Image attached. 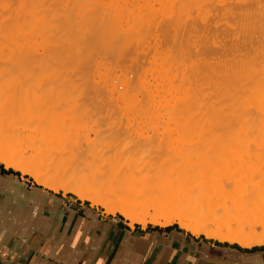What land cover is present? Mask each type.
<instances>
[{
    "label": "bare ground",
    "instance_id": "obj_1",
    "mask_svg": "<svg viewBox=\"0 0 264 264\" xmlns=\"http://www.w3.org/2000/svg\"><path fill=\"white\" fill-rule=\"evenodd\" d=\"M66 12L80 14L79 22L75 18L76 22L64 24L63 19L69 15H64ZM50 13L58 15L48 17ZM157 13L159 21L154 19ZM127 14L134 19L130 21ZM122 16L128 19L127 34L119 25ZM55 17L52 22L50 19ZM124 21L127 20L122 24ZM152 30L158 32L156 35L171 52L169 57L165 55L168 49H159L165 55L159 65L162 80L173 77L177 81L176 72L172 77L170 72L180 69L179 88L183 90L179 89L177 98L178 88L174 91L177 85L171 79L175 96L170 88L168 96L173 95L174 101L166 115H170L167 123L171 120L183 139L190 138L189 158L169 162L143 156V152L129 155L121 142L102 151L97 150L101 148L99 144L91 147L90 143L80 149L74 122L64 120L63 115L50 125V132H34L35 128L29 135L33 141L55 143H50L55 152L49 157L38 158L36 149L27 156L26 150L19 149L18 140L12 138L32 114L33 98L27 81L34 73L36 58L43 56L48 64L64 62L69 66L66 72L75 76L73 80L82 78L86 82L82 84L89 88L94 84L93 75L90 77L94 64L102 63V58L106 57L104 63L110 60L114 67L119 63L125 67L129 59L135 60L132 63L142 59L147 53L142 54L147 36L154 34ZM173 31L178 36L174 37ZM119 39L123 41L120 46ZM152 43L159 45L157 41ZM151 44L147 51L153 48ZM39 45L41 56L36 55ZM99 54L105 55L98 57L100 61L96 57ZM84 65L92 68L90 73L83 74ZM102 66L96 64L98 77L108 79L109 75H103L108 74V68L105 72L106 66ZM99 68H104L103 73ZM82 74H88L87 81L92 83L87 84V76ZM122 77L126 79L118 87L130 75ZM134 78L132 82L139 86L129 78L126 86L130 83L135 85L133 91L143 90L140 95L144 94V101L139 104L144 102L142 106L151 110L155 102L151 105L149 96L153 94L148 95L140 77V83ZM114 79L109 77V81ZM103 81L97 83H104L101 88L105 89L108 83ZM100 84L92 85L95 89L89 92L98 91ZM130 87L123 93H130ZM132 92L133 96L135 91ZM78 100L71 97L66 105L74 107ZM165 100L163 104L168 105ZM167 100L172 102L171 98ZM0 163L54 193H71L102 206L107 214L118 213L130 226L167 227L176 223L195 237L246 249L264 245V0H0ZM135 185L145 188L147 194L133 192ZM210 190L240 202L228 201V206L223 202L213 207L198 204L199 197Z\"/></svg>",
    "mask_w": 264,
    "mask_h": 264
},
{
    "label": "rangeland",
    "instance_id": "obj_2",
    "mask_svg": "<svg viewBox=\"0 0 264 264\" xmlns=\"http://www.w3.org/2000/svg\"><path fill=\"white\" fill-rule=\"evenodd\" d=\"M107 2L109 4L112 3L111 1H110L111 3L109 1H107ZM107 2L104 1V3H106V4H107ZM130 2H132V1H129L127 3L132 4ZM60 13H62V12H59L58 14H60ZM134 13L135 12H133L132 14H134ZM55 14L58 15L57 13H54L52 16V14L50 13V14H48V17L50 15L53 18ZM65 14H69V15H66V17L63 19L64 24L67 22H71V21L73 22L75 20V18H76V21L79 22L80 18H77V17H79L80 14H78L77 12L75 13V16L73 14H70L67 12L64 13V15ZM132 14L130 13L131 16H132ZM136 14H138V13L136 12ZM159 14L157 13L156 18H154V17L153 18L158 20V21L161 20V17ZM127 16H128V14H127ZM154 16H155V14H154ZM57 17L62 18L63 16L62 17L57 16ZM57 17H55L54 20L52 18L50 20L53 22L56 20ZM83 17L85 18V16H83ZM122 17H123V20L125 19L127 21H124V24H125L124 25V24H122L123 20H119V23L121 21V24H119V25L122 26V29L124 27V29L122 31H123V33L127 34L128 19L126 16H122ZM128 17L131 18V19H129L131 21L134 19L133 17H135V16H133V17L128 16ZM158 17H159V19H158ZM82 19L83 18H81V20ZM85 19H83L82 21H84ZM76 21H74V22H76ZM54 23H57V22H54ZM152 32H154V34L152 33V35H150L151 34V32H150L149 36L150 37L152 36V37L150 38L147 36V39L145 42V44H146L145 49L142 52L143 55H144V53L147 52L146 55L144 57L142 56V59L140 57L141 60L140 59L137 60L136 63L135 62L132 63V61H135L134 59L133 60L129 59V62L125 65V67H123V66L120 67L121 63H119L120 66L116 64L114 67V65L112 66L113 63H111L110 60H109L110 62L106 60L104 63L103 59H107L105 57V55H102V57H105V58H102L100 56L101 54L96 56L97 58L100 56L102 58V60L99 58L97 59L95 57V60L93 63H96V59L99 61L101 60L102 63H96V64H99L100 66L103 65L104 67L106 66L105 70H104L105 72H106L107 68L110 69L109 71L107 69L108 74H106V73L103 74V75H109L108 79L106 78L107 76L102 77V75H100V77H98L99 75L97 74L96 71H98V73H99V70L95 69L96 64H94L93 69L91 68L93 66V65L91 66V63H88V65H90L91 67L90 66L85 67V65L83 66L86 69V70L83 69V74H85L84 72L90 73L91 71L89 72V68H90V70L92 69L93 74L91 73V75L90 74L89 75H90V77H92V75H93L94 84L97 82H100V80H101V82H102V80H104V81L106 80L105 83H108L107 85L106 84L104 85V87L107 86L105 89L101 88V86H103L104 83L103 84L97 83L94 85L92 82L87 81L88 79L90 81V77L88 76V74H86L87 79L85 81H87V84L92 83L91 86L94 85L95 87H96V85H97V87H99V84H100V88L102 89L101 90L99 88L100 92H99L98 88H96V90L98 89V91H96V92H94V90H92V91L90 90V92H89V89H91L93 87L88 85L90 87L86 88L87 86L84 85L86 82H84V80L82 78H81L82 81H81V79L73 80L75 78V76L72 75V77H71V73L68 74L66 72L67 71L66 68H69V66L67 67L64 62L56 60V61H52L48 64L49 61L47 60L48 62H46V60L43 58V56L41 59L36 58L35 65H33V67L35 69L34 73H33L32 77L29 79V81H27V84H29V86L31 85L30 86L31 87V96L33 98V99L29 98V100L31 99L30 101L32 102V103L31 102L30 103L33 104V108L31 109L32 114H31L30 119H28V121L26 122V124L18 126L19 130L17 131V133H15L13 135L14 138H12V140H18L19 149L26 150V151H24V153L27 156L31 155L30 151L36 149L37 150L36 153H37L38 158L49 157L52 153L55 152V150H54L55 148L52 147L53 145H50V143H54V142H38V141H33L31 139H28V138H29V135H31V132L35 128H36V130H34V132L35 131L38 132V130H40L41 133L50 132L51 127H52L50 125H52V124L54 125L55 122H59L61 115H63L64 120H67V121L71 120L72 123L74 122L73 125L75 126V129H77V131H78L77 133L79 135V141L80 142L78 143L79 144L78 146L82 147L80 149H84V146L87 147L88 143H90L91 145L89 144L88 146H91V147H95L99 144V146L101 148H97V150L102 151V149H104L107 146H111L114 143L121 142L122 144L125 145L126 150H127V154H129V155L134 154L136 152H140V153L143 152V156L149 155L150 157L151 156L155 157L156 159H158L160 161L161 160H167L169 162L174 161V159L186 160L187 158H189V151H190L189 147H191L189 144L190 138L184 137V139H183V137L181 135V130L179 128H176L173 125V123L171 124L170 123L171 120L168 121L169 123H167V119L170 115H168V114L166 115V113L169 112L168 110H170L171 107L173 106L174 99L172 98V96L174 95V92H173L172 88H175V84L178 86V87L176 86V88L174 89V91H175L178 88L177 92H176V96L178 95V93H179V95L177 96V98L180 97V93L183 90L182 87H181V89L179 88V86H182V83H181V85H179L180 84L179 82H181V78H180V76H178L179 75L178 71H180V69H178L177 71L172 69L170 72V75H171V76L169 75L170 77L173 76L172 74H175L173 72H176L175 75H177V76H175V75L174 76H175V78H177V81L173 77L171 78V79H174L175 84H174V81H171V79L169 81L162 80V77L159 74V72H161L160 66H159L161 63L160 58L165 56L166 54L167 55L169 54L168 56L170 57L171 52H170V49L168 47H166L164 40H162L161 37H160V39H161L160 40L159 37L157 36L158 34L156 35V33H158V32L155 30H152ZM174 33H176V34H174V37L178 36L177 31ZM125 35H123V36H125ZM180 35H182V34L180 33ZM180 38H181V36H180ZM121 39H125V38H121ZM121 39H119L121 41V42L119 41L120 42L118 44L119 46L123 42ZM38 40H39V42H41L40 37ZM150 40H151V42H150ZM153 41L154 42L157 41V43L159 42V45L158 44L156 45V43H152ZM151 43L154 45L153 48L154 47L155 48L149 49L147 51V49L150 47L149 44H151ZM40 47H41V45H39V48L37 46L38 49H36V51L38 52V53H36V55L40 54L39 56H41V54H43L42 48H40ZM163 47H164V49H163L164 52L166 49H168L167 52L165 53V55L163 54L164 52L163 53L159 52V49L162 50ZM37 59H38V61H37ZM42 59H43V61H42ZM124 64H122V65H124ZM24 67L25 66L22 65V68H24ZM102 69H104V68H102ZM102 69H100L101 72H102ZM130 69H132L133 71ZM129 72H130V74H129ZM131 72H132V74H131ZM83 74H82V76H83ZM115 74H116V76H115ZM128 74L130 75V77H127V76H129ZM68 75H70V76H68ZM113 75H114V77H113ZM122 75L124 77L125 76L127 77V80L125 83H128V78H129V81L131 80L130 82H132V78H134L135 76L138 75L137 77H135L133 79L136 82V81H138V78L140 77V79H141L140 81H143V82L140 83V81H138V83H140L143 86V88L146 87L145 89L147 91L149 90L148 95L153 94L152 96H149V97H151V99H149V100H150L151 105L154 104V102H155L154 108H152L151 110H148V109L144 108L145 106H142V105H144V102L142 105L139 104L141 101H144L143 99L145 96L142 97L144 94L140 95L141 94L140 91H143V90H141V89L139 90V88H138L137 92H136V90L134 89V91L137 95H134L135 93L133 94V96L131 95V92L133 91L132 88L135 86L134 84L139 86L137 83L132 82V83H134V84L131 83L133 86L132 87L130 85V83L127 84L129 86H126V84L124 82H122V83H124L123 86L121 85L118 87L121 80L126 79V78H123ZM77 76H79V75H77ZM86 76H83V77L86 78ZM110 76L112 79H114L116 77H117L116 79H118V78H120V79H118L119 81L118 80L116 81V79L111 80L114 83V84H112V82L109 81ZM70 77H71V79H69ZM79 77H81V76H79ZM23 78H24V75H23ZM143 79L145 80L146 84H144ZM22 80H23V84H26V82H25L26 78H25V80L24 79H22ZM91 80H92V78H91ZM107 80H108V82H107ZM83 82H84V84H82ZM115 83L117 85H115ZM172 83L174 84V86ZM76 84H77V86H75ZM71 85H72V87H71ZM114 85L117 87L116 88L114 87L115 89L111 88V90H109L110 87L111 86L113 87ZM146 85H148V86H146ZM83 87H84V89H83ZM95 87L93 89H95ZM123 87H124V89H122ZM127 87H130L132 89V91H130V93L128 92L129 95L128 94L126 95L125 93H123V91L126 92L128 90ZM185 87H187V85H185ZM117 88H118V90L116 91ZM170 88L172 89V91ZM87 89H88V91H87ZM76 90H78V91H76ZM168 90H170L172 93ZM75 91H76V93H75ZM119 91H121L122 93L119 94L120 93ZM178 91H180V92H178ZM169 92L171 94H173L171 97H169L170 96L168 94ZM71 97H77L79 99L78 100L79 102H77V104H74V107H71V105L68 107V105H66V102L69 99H71ZM152 97L154 98V100ZM163 97H165L166 100ZM141 98H143V99L141 100ZM168 98L169 99L171 98L172 102L167 100ZM136 99H137V101H136ZM163 99L165 100V102L168 101L167 103L169 106L166 105V103H164L165 105L163 104V101H164ZM160 106H161V108H160ZM162 108H164V110H161ZM48 125H49V127H48ZM33 135H36V134L33 133ZM17 136H19L18 139L15 138ZM93 141L95 143H93ZM92 145H94V146H92ZM88 148H86V149H88ZM66 150H64V151H66ZM89 150L90 149L87 150V153L89 152V154H92V153H90ZM91 151H93V150H91ZM67 152H68V150H67ZM84 153L86 154V152H84ZM85 154H83V155H85ZM62 156L64 157V155H62ZM79 161H82V160L79 159ZM0 164L3 165L2 163H0ZM95 165L99 166L100 164L96 163ZM77 166L79 168L82 167V165H77ZM8 169H12V168H8ZM12 170H14V169H12ZM14 171H16V170H14ZM16 172H18V171H16ZM18 173H20V172H18ZM24 177L28 178L30 180V182L33 183L34 185H36L42 189H45L44 187L37 185L30 177H28V176H24ZM45 190L50 191L48 189H45ZM132 191L136 192V193H140L141 195L147 194V191L145 192V188H143V187L140 188L137 185L132 187ZM50 192H52V191H50ZM209 192H210V194H209ZM209 192H204L205 194L199 197L201 199L200 201H202V202L198 201L199 199L198 200L196 199L197 200L196 202L198 204H205L206 203L207 207H211L210 205H212V207H213V206H216L218 204H223V202L226 203V205L229 203L237 204V201H238V203L240 202L238 198H234L236 200H233V199H230V198L224 197V196L219 197V196H217L216 193L214 195V194H212L214 192L211 190ZM52 193H54V192H52ZM54 194H58L60 196L66 197V198L71 197V199H75L81 203L88 205L90 208L99 212V214H102V216H107V217H112V218H120L130 228L138 226L141 229L147 230L149 228L166 229L169 227L176 226L177 228L182 230L176 223H174L170 226H167V227H161V226H157V225H153V224H147L145 227H143L142 225H139V224H134L133 226H130L129 222L123 216H121L118 213L114 214V215L107 214V213H105V210L103 209V207L100 205H96V204L93 205L90 201H82L71 193L64 194L61 191L59 193H54ZM211 194L214 196L212 197ZM203 196H204L205 200H204ZM228 201H229V203H228ZM230 201H232L233 203ZM197 203H196V205H198ZM198 206H200V205H198ZM201 206L204 207L205 205H201ZM182 231H184L185 233H187L191 237H195L185 230H182ZM199 237L200 238L203 237L204 239H207L204 236H199ZM207 240L214 241V240H210V239H207Z\"/></svg>",
    "mask_w": 264,
    "mask_h": 264
},
{
    "label": "crops",
    "instance_id": "obj_3",
    "mask_svg": "<svg viewBox=\"0 0 264 264\" xmlns=\"http://www.w3.org/2000/svg\"><path fill=\"white\" fill-rule=\"evenodd\" d=\"M0 263L264 264V245L246 249L179 228H130L0 164Z\"/></svg>",
    "mask_w": 264,
    "mask_h": 264
},
{
    "label": "trees",
    "instance_id": "obj_4",
    "mask_svg": "<svg viewBox=\"0 0 264 264\" xmlns=\"http://www.w3.org/2000/svg\"><path fill=\"white\" fill-rule=\"evenodd\" d=\"M137 228H139L138 226H137ZM169 228H177L176 226H174V227H169ZM166 229H168V228H166ZM235 246H237V245H235Z\"/></svg>",
    "mask_w": 264,
    "mask_h": 264
},
{
    "label": "water",
    "instance_id": "obj_5",
    "mask_svg": "<svg viewBox=\"0 0 264 264\" xmlns=\"http://www.w3.org/2000/svg\"><path fill=\"white\" fill-rule=\"evenodd\" d=\"M0 264H3V263H0Z\"/></svg>",
    "mask_w": 264,
    "mask_h": 264
}]
</instances>
